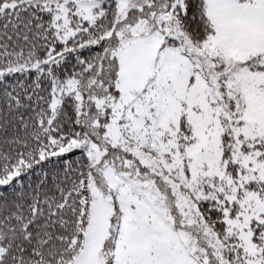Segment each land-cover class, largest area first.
<instances>
[{
  "label": "snow or ice",
  "instance_id": "snow-or-ice-1",
  "mask_svg": "<svg viewBox=\"0 0 264 264\" xmlns=\"http://www.w3.org/2000/svg\"><path fill=\"white\" fill-rule=\"evenodd\" d=\"M0 264H264V0H0Z\"/></svg>",
  "mask_w": 264,
  "mask_h": 264
}]
</instances>
